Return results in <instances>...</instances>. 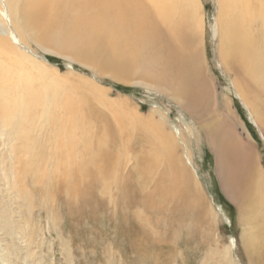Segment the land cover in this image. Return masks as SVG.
<instances>
[{
  "label": "rangeland",
  "instance_id": "rangeland-1",
  "mask_svg": "<svg viewBox=\"0 0 264 264\" xmlns=\"http://www.w3.org/2000/svg\"><path fill=\"white\" fill-rule=\"evenodd\" d=\"M142 1L131 3L156 31L153 48L139 36L114 47L119 36L98 32L99 0L84 1L92 6L84 12L29 18L17 44L0 0L3 38L16 52L6 48L0 63L13 87L26 85L17 93L40 106L38 120L23 126L26 138L0 117V264H264V250L249 244L264 233V207L248 209L264 188V140L235 96L257 116L241 72L222 62L221 6L189 0L182 27L145 14ZM125 48L133 57L122 58ZM63 114L83 123L72 149L59 145ZM162 134L184 166L178 188L163 180V163H148Z\"/></svg>",
  "mask_w": 264,
  "mask_h": 264
},
{
  "label": "bare ground",
  "instance_id": "bare-ground-1",
  "mask_svg": "<svg viewBox=\"0 0 264 264\" xmlns=\"http://www.w3.org/2000/svg\"><path fill=\"white\" fill-rule=\"evenodd\" d=\"M26 1H40L41 4L38 6L32 5L31 7V5L26 3ZM84 1H90V0H3V5L7 8L6 11L9 14L8 21H10V23L12 24L13 29L16 28L17 31V36L16 37L14 36V42L22 45L21 36L25 35L24 33V31L26 30V28L24 27L25 21H27L29 18L37 19L39 17V14H45L47 9H49V12L53 13L55 16H58L60 14L66 15L70 11H74V10H76L77 12H84L86 8L88 9L92 8V6H86L85 4H83ZM99 1H102V3L96 4V6L99 10V15H101L102 18L103 23L102 22L101 23L105 25L98 26L101 27L100 31L98 32L103 36L107 35L110 32L111 35L119 36L117 38L115 37L112 40V42H114V47H118L117 46L118 40L120 41V39L123 38L125 40L124 46L128 48L129 43L134 42L133 38H136V36H139L140 38L139 41L143 43V47L147 46L153 48L155 46L157 39L155 37V32H156L155 29L151 27L145 28L142 26V24H140L139 19L142 17V14H139L135 10L133 4L131 3L134 2V4H136V2H138L140 4V0H99ZM104 1L106 4L104 3ZM188 1L189 0H143L141 4H146V3L149 4L148 11H145V14L152 15L156 20H162L164 24L166 21L169 20L170 22H173L174 25L178 24L180 21V25L182 27H185L188 21L185 18L189 14L190 16L192 14L190 9V2ZM217 2L219 7L218 9H220V6L222 9V19H221L222 20L221 39L223 43V45L221 46V53L223 56L222 62L226 68L228 69L238 68L239 71L241 72V76L244 78V80L240 82L239 86L242 90V93L247 95L248 98L250 99L251 107L257 113V116L254 117L253 111L249 108L247 103L244 101V99H242V96H240L238 92H236L235 96L241 101L245 111L248 113V118L256 126V129L259 131L258 133H260L262 135V138L264 139V134L259 126L261 122H264L263 121L264 120V0H220V1L217 0ZM173 14L175 16H173ZM176 15H178L179 17L178 19ZM110 16H113L114 17L113 20L117 21V23L111 20V22L109 23L110 26L109 29L105 30V26L106 24H108L107 19ZM5 28L6 27L0 22V54H2L7 48L8 50H10L11 53H15L16 55L13 46H11L13 41L11 42V40L9 39L7 41V45L5 43L4 38L8 33H10L6 31ZM102 28H103V32H102ZM211 29H212V36L214 38L215 34L217 33L215 24L214 27H212ZM123 30H126L127 33H124ZM185 32L186 30L184 31V33ZM10 35L12 36V34ZM26 49L30 50L28 49V47H26ZM117 49H119V47ZM124 52H122L123 54L121 53L122 58H124L125 56L133 57L131 53H129V51H127L126 53ZM116 53L118 52L116 51ZM224 56L226 57V59ZM1 60L2 59H0V61ZM21 64L22 63H20L19 65ZM11 76L12 73L10 69L0 63V117L3 118L6 127L15 130L17 129L19 133L21 132V137L26 138L27 131L25 132L23 130V126L27 122H29V124H32V122H34L38 118V117L36 118L37 115L36 111L40 106L35 101V99H31V97L29 96L28 97L30 99H28L27 97H25L26 99H24V96H26L23 94L24 91L22 92L24 96L20 95L21 93L20 94L17 93V91H19L18 90L19 87L18 86L16 87V85L13 87L10 84ZM23 84H25V82ZM142 84L145 85V83ZM21 86L25 87L26 85L24 86L21 85ZM21 86L20 88L23 89ZM146 86L150 88L149 85ZM47 110H49L48 106L47 108L42 110L43 111L42 118ZM63 116L64 117L62 118V122H61L63 123V130H61L62 133L60 132L61 133L59 134L60 136H57L60 140L59 145L63 144L64 142V144L69 145V147L70 145H72L70 147L72 149V147L74 148V146H76L77 144L75 143L76 140L73 138L75 137L73 133L75 130L79 129V126L81 125L82 122H78L73 118L69 119L65 117L64 114ZM51 120L55 121V118ZM176 126L177 129L173 128V130L175 131V133L178 134L177 136H179L180 138L182 134L181 131L183 130L182 128L180 130V128L178 127L179 125ZM162 135L163 136L156 137L157 141H155L156 142L155 144L157 147H153L154 150H156V153H154L155 155L150 156L148 163L151 165L152 169L155 168L157 165H162L161 163H163L167 168V171L163 173V180H165V178L168 181L171 180L173 183L177 184L174 188H178L181 180L180 170L178 168H184V166L180 164V161L178 160L179 158H177V156H175L172 152L174 141L171 138V136L165 134ZM57 137H55L56 140H58ZM83 140L85 141V138ZM34 141H36V139ZM152 146L153 145L151 144V147ZM71 149L69 151H71ZM185 154H186L187 163L189 164V166L194 168L193 162L190 156L188 155V152L186 151ZM70 158L71 157L69 155L67 158L68 160H66L67 161L66 163L72 161L73 158L71 159ZM74 159L72 162L75 164ZM84 162L82 163L84 164ZM62 163L65 162L63 161ZM82 163L80 161V164ZM80 164L79 165L77 164L78 166L77 168L79 169H80L79 166H82ZM142 164L145 165L146 163L143 162ZM244 166L246 167V165ZM84 168L85 167H83V170ZM81 172L82 171H79L80 177L83 176L82 174L84 173V171L83 173ZM251 175L252 173L249 172L248 176ZM182 178L185 181L189 178V176H184V177L182 176ZM255 190L257 191V194L252 197L251 201L249 202L250 204L248 208L252 212L253 210L256 212L257 210H259V208L261 210V208L264 207V188L258 184ZM218 211L221 214H223L221 210ZM224 218L226 222H229V220L225 216ZM263 234L264 233L257 236L256 238H253L251 241L249 240V244L253 249V251H255V246L260 250H264ZM235 244H236L235 241L232 239L231 241L232 248L235 247Z\"/></svg>",
  "mask_w": 264,
  "mask_h": 264
},
{
  "label": "water",
  "instance_id": "water-1",
  "mask_svg": "<svg viewBox=\"0 0 264 264\" xmlns=\"http://www.w3.org/2000/svg\"><path fill=\"white\" fill-rule=\"evenodd\" d=\"M241 105H242V103H241ZM242 107L244 108V106L242 105ZM248 120H249V122L250 123H252L251 121H250V119L248 118ZM253 124V123H252ZM253 126L256 128V126L253 124ZM259 135H260V137L262 138V136H261V134L260 133H258ZM263 139V138H262ZM264 140V139H263Z\"/></svg>",
  "mask_w": 264,
  "mask_h": 264
},
{
  "label": "trees",
  "instance_id": "trees-1",
  "mask_svg": "<svg viewBox=\"0 0 264 264\" xmlns=\"http://www.w3.org/2000/svg\"><path fill=\"white\" fill-rule=\"evenodd\" d=\"M50 61L54 62L55 60H50ZM225 202H226V201H224L223 203L226 204Z\"/></svg>",
  "mask_w": 264,
  "mask_h": 264
}]
</instances>
